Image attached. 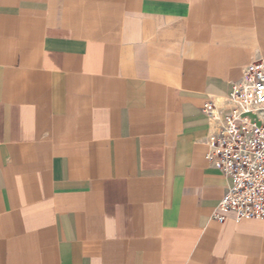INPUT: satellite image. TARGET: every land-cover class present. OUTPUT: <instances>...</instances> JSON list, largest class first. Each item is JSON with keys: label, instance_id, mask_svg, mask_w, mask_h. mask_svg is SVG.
<instances>
[{"label": "crops", "instance_id": "crops-1", "mask_svg": "<svg viewBox=\"0 0 264 264\" xmlns=\"http://www.w3.org/2000/svg\"><path fill=\"white\" fill-rule=\"evenodd\" d=\"M257 58L264 0H0V264H264L201 111Z\"/></svg>", "mask_w": 264, "mask_h": 264}, {"label": "built area", "instance_id": "built-area-1", "mask_svg": "<svg viewBox=\"0 0 264 264\" xmlns=\"http://www.w3.org/2000/svg\"><path fill=\"white\" fill-rule=\"evenodd\" d=\"M228 97L201 108L209 133L207 165L228 182L217 210L235 222L264 221V60L254 59L232 83ZM223 223L225 216L214 214Z\"/></svg>", "mask_w": 264, "mask_h": 264}]
</instances>
